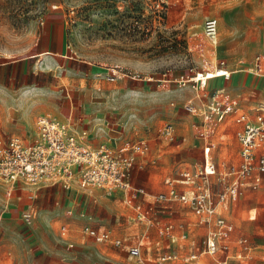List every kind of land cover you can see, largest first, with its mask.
<instances>
[{"label": "rangeland", "instance_id": "374dc122", "mask_svg": "<svg viewBox=\"0 0 264 264\" xmlns=\"http://www.w3.org/2000/svg\"><path fill=\"white\" fill-rule=\"evenodd\" d=\"M211 15L217 16L220 22L216 43L203 34V21ZM50 23L54 25L53 30L64 28L67 53L73 58L63 67L56 66V71L34 73V68L50 67L43 63L41 56H31L36 53L38 37ZM257 53L264 58V0H0V70L7 75L4 83H0V123L29 127L40 115L51 114L60 119L58 115L66 88L74 82L86 83L93 79L97 82L96 99L109 100V109L102 108V111H110L121 119L125 131L141 133L140 137H157L165 122L173 121L183 128L190 119L180 114L184 112L183 102L194 89L181 87L174 81L175 77L215 70L216 66L222 65V59L232 67L249 64ZM56 58L54 65L58 63ZM81 69L84 71H79ZM112 69L137 77L122 74L110 80L108 72ZM250 74L254 77L252 82L258 84L243 87L247 94L256 91L255 96H247L248 107L253 102L264 101V84L260 76ZM248 75L249 72L243 71L242 79ZM179 109L180 114L177 113ZM131 120L137 122L132 125ZM8 134L0 133V138L7 139ZM156 139H162L161 148L165 150L152 148L146 165L152 164L153 159L157 165L162 161L165 175L156 183L153 192L164 189L168 177H179L180 170L194 165V157L199 156L197 150H179L165 137ZM183 155L187 157L181 159ZM142 171H138V177ZM9 189V184L0 178L2 230L5 227L9 231L11 228H31L30 232H36V238L45 248L67 246L65 242L73 240L71 235L61 238L53 234L49 222L41 215V206H35L36 217L32 224L15 218V212L22 204L17 206L15 193L8 198ZM87 192L89 190L78 194L77 212L68 215L83 218L79 214L83 211L88 215L87 222L109 227L130 241L142 238L146 225L134 220V212L125 203L102 189L93 190L96 197ZM245 201H250L253 206L251 212L243 207ZM70 203L59 207L65 211ZM236 203L228 216L237 213V208L242 205V234L258 246L247 264L264 262V225L252 228L245 224L246 221L264 222V182ZM52 204L50 209H53ZM181 212L184 213L181 220L195 218L187 207L176 211ZM83 223L74 224V235H82L79 229ZM181 231L179 227L178 232ZM148 233V238L143 239V250L150 264H195L184 258L204 248L208 228L192 226L187 229L185 239L169 246V239L154 229L150 228ZM85 239L93 240V237L85 235ZM96 245L104 247L110 260L116 259L113 264H140L135 258H129L126 250L112 243ZM79 246L75 242L71 248ZM117 252H121V256ZM164 255L171 257L161 260ZM232 261L240 263L238 258H232ZM109 264L112 263L109 261ZM200 264L221 263L219 256L204 254Z\"/></svg>", "mask_w": 264, "mask_h": 264}, {"label": "crops", "instance_id": "0c3cea01", "mask_svg": "<svg viewBox=\"0 0 264 264\" xmlns=\"http://www.w3.org/2000/svg\"><path fill=\"white\" fill-rule=\"evenodd\" d=\"M58 22L59 21H55V23ZM47 26L48 27L44 29V31L40 34V36L36 41L35 44L36 53L32 54L31 56L34 55L41 56L40 59H44L43 63L46 64V66H50V67L34 68L32 70V72L34 73H36L37 71L40 72L56 71V66L63 67L64 65H66L68 59L73 58V56L67 53L68 45H67L64 28L57 31V30H53L54 29L53 24L50 23ZM219 27H220V22H219ZM55 55H58L60 57L56 58ZM55 58L56 60H58V63L56 65H54ZM253 59L254 57L252 58L249 64H242V66H237V67L230 66L228 63H225L223 59L220 60V62H223L222 65L220 64V66L224 69L229 70L230 76L229 77L215 76L208 80V86H207L208 91L211 92L219 88H225L226 90H228L232 95H234L238 99L241 109L244 112H246L248 115H250L251 118L255 117L258 107L264 106V101L253 102L251 107H248L246 105L249 95L255 96L256 91L252 90L251 93L247 94L245 88L243 87L252 86L253 84L256 86L258 84L257 81L254 83L252 82L254 80L253 79L254 77H251L250 73L260 76L262 83L264 84V75L256 74L251 70V66L253 65ZM70 68L72 69L73 67ZM79 71L82 72L84 70L81 69ZM243 71L249 72V75L244 79H242ZM3 73L4 72H1L0 70V83H4V80H6L7 78L6 73L4 74ZM71 73L72 72H70V74ZM74 83L72 84L73 86L72 85L70 86V88L69 87L66 88L67 92L63 95L64 99L62 100V105L58 117H60V119L62 120L71 121L80 130L87 131L89 133V141L90 143H92V145L97 146L102 142H107L110 146L114 148H120L122 146L132 144L138 141L139 139L148 140L150 149L146 153L138 155L137 166L133 171V182L135 185L142 186L146 190V195L142 196L138 200V202H142L144 207L154 206V211L150 215L152 221H150L149 219L147 220L139 219L137 211L134 209V207L126 203L124 194L122 192L111 193L113 197L125 203L134 212L133 217L136 222H141V223L144 222V224L146 225V229L144 231L142 238L136 242L130 241L127 237H121L117 235L109 227L101 226L99 223L94 224V222L92 223L87 222L86 218L88 217V215L83 211L82 213H79L80 215L84 216L83 218H80L78 216L77 217L70 216L71 214L77 212L76 203H79L78 194L80 192L83 193L89 190L87 194L95 196L93 194V190L101 189V188L92 187L87 189H80L76 185L73 186L72 188H64L61 183H55V184L45 183L41 186L32 187V186H26V184L21 181L17 182L15 185H11L10 182L4 180L10 186L8 192V198L10 199L15 193V195L18 197L17 206L19 204H22V207H18L19 209L16 210L15 218L24 222L22 219V212L23 210L29 207L34 208L35 217H36L35 206L36 205L41 206L40 209L41 215L43 216V219H46L49 222L53 234L61 238H69L71 235L73 240L68 239L65 242L67 246L49 245L47 248H45L42 245H40L41 241L38 238H36V232H30L31 228L28 229L11 228V230L9 231L7 229L5 230L6 228L5 227L4 230H2L4 217L0 216V264H109V261L113 264L114 261H116V259L110 260L109 253L105 252L106 250L103 249L104 247H98L96 245V243H102V242L96 241L94 237L93 240L85 239V235H88L83 231L85 225H90L98 229H108L112 232L114 237L121 238L125 244L118 247H121L123 250H126L129 258H133V257L129 255L126 244L127 243L141 244L142 253H143L142 259L139 260L138 258H135L140 264H150L148 262V259L145 258V253L143 250V245H144L143 239L148 238L147 235L150 234L148 233L150 228L154 229L160 235L168 238L169 239L168 246L171 243H175L177 240L185 239L187 237V229L191 228L192 226H202V225L206 226L209 232L214 227V221L208 223L206 222L199 223V216H197L189 206L182 203L174 204V205L166 204L165 206H162L160 203H156L155 201V196L158 193L163 192L168 188V181L178 178V177L176 178L168 177L165 181L167 183L166 187L159 191L153 192L156 183L162 178H164L165 173L163 172V168H162L163 164L162 161L158 163L160 165L154 164L155 159L152 160V164L146 165V162L148 161V157H149L148 155L153 150L152 148H154V150H165L161 148L163 142L162 139H159V138L164 139L165 136L162 135V133L160 132L157 137L150 136L148 138L146 136L140 137L141 133H133L130 131H125L126 128L121 125V119H118L117 116H114L112 113H110V111L101 110L102 108L109 109V106L107 105V103H109V100L100 101L96 99L97 82L95 80L91 79L89 81H86V83H83L81 81H77ZM195 95L196 93L194 90V93L189 95L188 98ZM111 103L110 105L112 107H115ZM179 111L180 109L177 111L178 114H180ZM180 115L189 116L190 119L189 121L186 122L183 128H180L178 125H175L173 121H171L174 123L176 128V139L175 141H170L169 139L168 140L173 146L177 147L179 150H197V154L199 155L194 157V165L184 166L180 170L181 172L186 167L193 168L198 163L202 162L204 155L203 153L204 140L197 137L196 130L192 126L193 120L199 119V117H196L188 113L185 109L184 112H182V114ZM135 122H137V120H131L132 125H134ZM242 126L243 125L241 123L236 121L235 115L228 114L226 118L217 125L215 129V133L212 136L213 141L215 142V146L212 149V156L215 163L217 164L218 172L212 176V182L210 186L215 195L223 191L225 188L226 179H224L223 176L226 174V172L229 171L231 166L233 165L237 166L241 163V155H240L241 144L237 137V131L241 129ZM36 129H37V120L36 122H34L33 125L29 127H27L25 124L15 125L13 127H10V126H5V124L3 123H0V133H9L7 139L11 136H20L24 140L30 141L35 136ZM137 137L139 138L137 139ZM156 138H158L160 141L157 140ZM131 141L132 143H129ZM150 141H152V144ZM260 152L264 153V148ZM185 157H187V155H183L181 159H184ZM140 169H142L143 171L141 176L138 177V171ZM263 182H264V174L262 175L261 181L256 186H254L253 185L254 182L249 179L246 186L243 188L242 193L238 197L229 196L228 200L224 203L223 207L221 208L224 217L234 227L230 241V249L227 254L230 257L228 263L224 262L226 255L225 253L222 252L219 253L218 255H211L204 252V248H205L204 246V248L199 253H197V255H199V259L195 264H200L201 257L204 254H208L211 256H219V262L221 264H234L232 258H238L240 262L239 264H247L248 260L253 257V254L256 252L255 250L257 249L258 246L253 244V242L247 235L242 234V208L244 207L246 210L251 212L253 206L249 204L250 201H245L243 207L242 205H240L239 208H237V213H232L231 216H228V212L230 211V208H232L233 204H237L236 202L240 201L243 197H246L250 192L259 189ZM177 187L180 190H184L189 193H190V188H192L191 186H187L180 183L177 184ZM40 189L41 191L40 193H38ZM38 194L40 196L36 202V198H38ZM80 196H82V194ZM70 201L72 203H70ZM68 202L70 204L68 205V208L65 211H63L62 208L60 209L61 206L64 207L67 206ZM51 204L53 209H50L51 207H49L51 206ZM180 207L189 208V210H191V212L194 214L195 218L187 219L184 217V220H181L180 219L182 217L181 215H184V213L182 212L180 214L176 213L177 209ZM61 211H63L64 213L63 212L61 213ZM69 211H71V213ZM67 213L70 215H68ZM59 214L60 216L58 217ZM81 221L84 222L81 225V228L79 229L82 235L79 233L74 235L73 234L75 231L74 224L79 225L81 224ZM167 223H172L174 225L172 235H167L160 231L159 225H164ZM62 224H66L69 227V230L66 234H62L60 231V226ZM245 224L248 227L260 228L264 225V222L246 221ZM179 227L182 230L181 232H178ZM41 235H43V233H41ZM242 237L248 238L249 241L253 244L255 249V250L253 249V251L249 254L247 258H242V255L241 256L239 255L242 248L241 245L238 243V240ZM75 242H77L80 245L79 248H71L75 246ZM105 243H111V242H105ZM159 243L160 241L157 242V244ZM41 252L43 254L38 256ZM112 252L113 250L110 251V253ZM117 254L121 256V252H117ZM113 255H111V257ZM166 256L169 255L162 256L161 260H165L164 257ZM190 256L184 258V260L189 261L188 258ZM259 264H264V262L260 261Z\"/></svg>", "mask_w": 264, "mask_h": 264}, {"label": "built area", "instance_id": "2783aa9c", "mask_svg": "<svg viewBox=\"0 0 264 264\" xmlns=\"http://www.w3.org/2000/svg\"><path fill=\"white\" fill-rule=\"evenodd\" d=\"M203 34L216 43L219 34V19L208 16L203 22ZM213 75L210 70L196 71L190 75L174 78L181 87L191 86L196 95L187 98L184 109L196 116L192 122L197 137L204 140L203 159L193 168L186 167L178 178L168 181V188L155 196L156 203L185 204L199 216V223L214 221V227L205 239L204 252L211 255L225 253L224 262L228 263L230 241L233 225L224 217L221 208L230 197H238L248 180L256 186L264 174V106L257 108L254 118L244 112L238 99L225 88L208 91V80L215 76L229 77L230 72L220 67L215 68ZM221 70L222 73H219ZM251 70L264 75V58L256 54ZM112 69L108 72V79L114 80L123 75L136 78L135 74L121 73ZM173 80V79H172ZM228 114L236 116V121L243 126L237 131L241 144V163L233 165L223 176L226 185L217 195L211 189L212 176L215 175L217 164L212 156L215 146L213 134L217 125ZM170 141L176 139V128L173 122L167 121L161 131ZM148 140L139 139L131 145L114 148L107 142L97 146L89 141V133L78 129L71 121H64L51 114L41 115L37 119L36 134L30 141L20 136L0 139V178L15 185L21 181L25 184L41 186L45 183H61L64 188L77 186L80 189L101 188L107 193L122 192L128 205L134 207L139 219H149L154 206L144 207L138 200L146 195L142 186L133 182V171L137 166V157L149 151ZM191 186L190 193L180 190L177 184ZM71 213V211H69ZM35 210L29 207L22 212V219L26 224H32ZM160 231L167 235L173 234L174 225L167 223L159 225ZM69 227L60 226L62 234H66ZM84 233L94 237L99 242H111L117 246L124 245L121 238L114 237L108 229H98L85 225ZM241 245L242 258H247L254 246L248 238L238 240ZM128 253L133 258L142 259L141 244H126ZM171 257L166 256L164 259ZM189 261L196 263L199 255L193 254ZM223 262V260H222Z\"/></svg>", "mask_w": 264, "mask_h": 264}, {"label": "bare ground", "instance_id": "6f19581e", "mask_svg": "<svg viewBox=\"0 0 264 264\" xmlns=\"http://www.w3.org/2000/svg\"><path fill=\"white\" fill-rule=\"evenodd\" d=\"M217 41H218V39L216 40V42H217ZM208 72H209V74H208V75H210V76H211V75H213V74H214L213 72H217V70H216V71H208ZM219 73H222V72H221V70L219 71Z\"/></svg>", "mask_w": 264, "mask_h": 264}]
</instances>
